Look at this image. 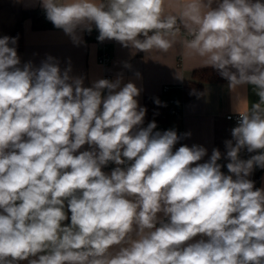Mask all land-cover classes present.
I'll list each match as a JSON object with an SVG mask.
<instances>
[{"label":"clouds","instance_id":"obj_1","mask_svg":"<svg viewBox=\"0 0 264 264\" xmlns=\"http://www.w3.org/2000/svg\"><path fill=\"white\" fill-rule=\"evenodd\" d=\"M39 3L74 43L94 25L145 53L166 52L179 21L190 52L259 101L225 141L226 175L219 149L198 163L204 147L173 151L175 130L141 127L134 83L84 87L51 56L21 67L16 38L0 37V264H264V189L248 179L264 169V2L186 0L179 15L166 0Z\"/></svg>","mask_w":264,"mask_h":264},{"label":"crops","instance_id":"obj_2","mask_svg":"<svg viewBox=\"0 0 264 264\" xmlns=\"http://www.w3.org/2000/svg\"><path fill=\"white\" fill-rule=\"evenodd\" d=\"M185 2L186 0H166L165 14L179 15ZM38 8L43 9L39 0H0V37H12L23 22L24 46L21 51H17L21 67L28 62L39 67L51 56L62 71L70 67L72 77L82 78L84 87H91L94 81L104 79L105 73L111 76L112 81L121 78V87L129 82L134 83L140 89V95L136 98L140 107L144 108L146 97H159L169 108L171 106L167 101L174 99L175 107L180 113H170L162 125L156 123L154 131L161 132L162 128L165 131L175 130L177 135L183 137L184 145L204 147L207 154L198 163L208 161L213 149H219L221 159L227 160L225 141L232 139L231 130L236 127L226 119L227 115L249 111L251 105L259 101V97L252 85L230 88L229 82L202 83L196 80L195 71L212 67H206L205 58L191 53L185 46L184 41L190 38L183 25L180 24L183 32L176 33L172 46L166 52L153 48L145 53L124 47L115 40H106L112 62L104 69L97 61L100 45L95 39L94 25L90 33L78 30L80 41L74 43L62 29L52 26L36 28L32 18L24 20V10ZM185 82L203 85L202 95L185 101ZM166 86L169 87L167 92L164 91ZM147 125L144 121L141 127ZM185 133H190V136H185ZM88 148L85 145L80 151ZM243 152L244 150L240 157ZM110 172L111 170L107 171ZM224 174L230 175L228 171ZM248 179L254 182L255 188L264 189V169L255 168ZM199 238L198 236L194 239ZM21 264L28 262L21 261Z\"/></svg>","mask_w":264,"mask_h":264},{"label":"trees","instance_id":"obj_3","mask_svg":"<svg viewBox=\"0 0 264 264\" xmlns=\"http://www.w3.org/2000/svg\"><path fill=\"white\" fill-rule=\"evenodd\" d=\"M23 18L28 19L32 18L34 22V27L36 28H46L48 26H53V24L46 19L45 11L43 9H31L23 11ZM55 28V27H54ZM12 37H15L16 49L17 51H21L24 46V27L23 22H21ZM194 78L202 83L208 82H229L225 78H223L217 70L212 69H204L198 70L194 72ZM204 91L203 85L193 83V82H185L184 83V95L183 98L185 101L195 99L202 95ZM159 100L160 104H157L155 101ZM144 108L146 109V114L144 117L145 124H149L150 122H155L157 124L162 125L167 119L168 115L171 113V108H169L166 102L159 97H146L144 100ZM177 144L174 146L173 151L177 150L180 146L184 145V140L181 135ZM21 262V261H20Z\"/></svg>","mask_w":264,"mask_h":264},{"label":"built area","instance_id":"obj_4","mask_svg":"<svg viewBox=\"0 0 264 264\" xmlns=\"http://www.w3.org/2000/svg\"><path fill=\"white\" fill-rule=\"evenodd\" d=\"M261 2H264V0H261ZM177 28L179 29L177 31V33H182V28H181V25L180 23L178 22L177 24ZM94 35H95V39L97 41V43L100 45V51H99V54H98V57H97V61H98V64L103 67L104 69H107L111 62H112V55L109 51V47H108V43L107 41H103V42H100L97 40V37L99 35V32L97 29H95L94 31ZM188 37L191 39V37L188 35ZM104 79H108V80H111V76L107 73H105L104 75ZM169 90V87L166 86L164 88V91H168ZM105 95H107V90L104 91ZM167 103L171 106V114L173 115H177L180 113L179 109H177L175 107V100L174 99H170L167 101ZM226 119L231 122L232 124L236 125L238 124V121L240 119V116H239V113L238 114H229L227 115ZM165 129H161V132H164ZM256 153H248L247 150H244L243 154L241 155V159H248L250 158L251 155H254ZM229 161L227 160H224V159H221L220 161H218L219 164H221L222 168H221V171L224 173L226 171H228L226 165ZM114 167H116V165L114 163H109L107 166H105L102 171H104L105 173H107V171L109 170H112ZM123 167V166H122ZM18 264H21V262L19 261Z\"/></svg>","mask_w":264,"mask_h":264},{"label":"rangeland","instance_id":"obj_5","mask_svg":"<svg viewBox=\"0 0 264 264\" xmlns=\"http://www.w3.org/2000/svg\"><path fill=\"white\" fill-rule=\"evenodd\" d=\"M69 217H70V213H69ZM69 220H70V219H69ZM69 220H66L64 223L67 225Z\"/></svg>","mask_w":264,"mask_h":264},{"label":"water","instance_id":"obj_6","mask_svg":"<svg viewBox=\"0 0 264 264\" xmlns=\"http://www.w3.org/2000/svg\"><path fill=\"white\" fill-rule=\"evenodd\" d=\"M69 223H70V222H69ZM69 223H68V224H69Z\"/></svg>","mask_w":264,"mask_h":264}]
</instances>
